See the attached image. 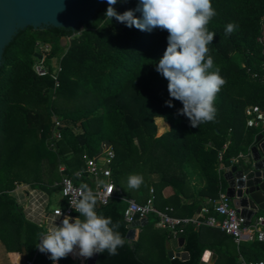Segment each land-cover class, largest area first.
Returning a JSON list of instances; mask_svg holds the SVG:
<instances>
[{"label": "trees", "instance_id": "obj_1", "mask_svg": "<svg viewBox=\"0 0 264 264\" xmlns=\"http://www.w3.org/2000/svg\"><path fill=\"white\" fill-rule=\"evenodd\" d=\"M211 2L216 15L207 27L216 35L209 55L225 83L215 97L214 120L196 128L186 116L176 115L183 107L180 101L173 99L174 107L165 105L170 99L168 81L156 71V65L167 48L166 30L128 28L105 17L107 4L92 22L75 31L29 27L13 38L0 68V238L9 252L20 254L23 247L35 251L44 232L24 220L7 193L22 184L51 191L61 180V166L74 179L77 170L86 168L83 156H96L104 145L115 150L113 176L128 199L144 203L153 188L156 207L175 211L179 204L174 198L189 196L196 174L205 182L192 195L197 210L204 199L226 193L225 172L235 166L232 159L247 154L257 137L264 136L260 128L247 126L246 116L249 106L264 112V54L258 42L264 0ZM138 3L117 0L114 7L123 13ZM229 23L238 27L226 35ZM64 38L70 40L67 45L62 44ZM55 62L62 68L57 89L51 77ZM37 63L43 64L50 76L39 77L34 69ZM56 118L62 127H56ZM56 132L61 133V139L54 137ZM132 174L143 176L138 189L128 187ZM154 174L161 175L158 183L150 182ZM166 187L172 188L175 196L160 207V192ZM126 208L121 199L96 206L98 213L120 222L125 237L129 231ZM203 228L209 227L189 226L182 235L190 259L169 260L168 264H200L206 251L218 255L216 264H239L228 248L204 243ZM236 247V257L247 262L264 259V243L243 242ZM140 252L139 238L130 247L119 249L118 255L99 253L98 264H149ZM49 256L38 251L35 264H53ZM58 263L81 264L69 255Z\"/></svg>", "mask_w": 264, "mask_h": 264}, {"label": "clouds", "instance_id": "obj_2", "mask_svg": "<svg viewBox=\"0 0 264 264\" xmlns=\"http://www.w3.org/2000/svg\"><path fill=\"white\" fill-rule=\"evenodd\" d=\"M107 4L105 17L110 20L114 18L140 31L168 32L167 48L156 65V71L168 81L170 99L165 105L174 107L173 99L180 101L183 107L177 109L176 115L186 116L193 128L213 121L215 97L225 80L220 69H214L209 55V45L216 35L207 27L216 15L211 0H139L135 9L123 13L114 7L117 0H107ZM136 12L141 16H136ZM237 27L235 23L227 24L225 34L230 35ZM142 183L140 174L128 177L129 188L138 189ZM69 203L79 216H64L59 225L53 221L37 246L41 253L50 254L53 264L69 254L89 259L107 251L115 256L119 249L131 246L119 230L120 222L97 212V195L87 184L80 185L78 196Z\"/></svg>", "mask_w": 264, "mask_h": 264}, {"label": "built area", "instance_id": "obj_3", "mask_svg": "<svg viewBox=\"0 0 264 264\" xmlns=\"http://www.w3.org/2000/svg\"><path fill=\"white\" fill-rule=\"evenodd\" d=\"M258 42L262 46L264 54V22L261 25L260 36ZM55 72L51 75L55 81V88L60 87L58 74L62 68L57 62L54 63ZM39 77L50 76V72L43 64L37 63L34 67ZM247 126L249 128H260L264 131V112L258 106H249L246 108ZM56 127H62L61 122L55 119ZM56 139H61V133L56 132ZM227 145L224 146V149ZM222 152L219 154V160H222ZM86 162L84 171L76 173V177L80 180L89 179L87 184L97 195L99 206H106L114 199H121L127 203L124 213L125 222L131 225L135 221L149 219L153 216L156 219V225L169 232L173 237L177 238L185 234L186 228L193 226L195 228L209 227L217 228L226 235L232 237L236 245L243 242L258 241L264 243V215L255 216L249 225H245L246 219L243 218L239 210L233 206L232 200L226 193H221L218 198H210L208 203L201 208L197 216L192 217H176L173 215V209L170 207L164 210L156 207L155 191L152 188L150 195L144 203H139L135 199L125 197L122 188L117 186L114 181L112 165L116 159V153L112 146L104 145L103 152L99 156L92 158L87 155L83 156ZM251 149L246 153H239L232 159L235 166L244 167L250 163ZM231 168L226 169L229 171ZM65 172V169L61 170ZM80 185H76L74 180L68 175L62 177L60 187L61 194L65 201V207L54 211L56 216L64 218V216L77 217L79 213L71 207L70 201H73L79 194ZM61 214V215H60ZM23 264H35V259L27 260ZM239 264H264V259L257 262H247L241 260Z\"/></svg>", "mask_w": 264, "mask_h": 264}, {"label": "water", "instance_id": "obj_4", "mask_svg": "<svg viewBox=\"0 0 264 264\" xmlns=\"http://www.w3.org/2000/svg\"><path fill=\"white\" fill-rule=\"evenodd\" d=\"M107 5V0H0V68L6 47L23 30L63 28L77 30L81 25L94 20L97 13ZM228 181L226 194L233 206L246 219L245 225L264 212V136L259 135L251 148L250 163L244 167L234 166L226 174ZM149 219L135 221L128 225L127 238L130 244L139 239L140 228L146 226ZM174 239L173 243L176 244ZM185 242L181 239V245ZM26 249H23L25 260ZM210 251H206L200 264H208ZM95 257L94 262L92 258ZM170 260L187 261L190 254L186 251L169 250ZM88 264H98V253L89 258ZM210 264V263H209Z\"/></svg>", "mask_w": 264, "mask_h": 264}, {"label": "crops", "instance_id": "obj_5", "mask_svg": "<svg viewBox=\"0 0 264 264\" xmlns=\"http://www.w3.org/2000/svg\"><path fill=\"white\" fill-rule=\"evenodd\" d=\"M102 152L103 149L96 156L101 155ZM62 169L65 168L63 166L59 168L61 174V180L62 177L66 175L65 172L61 171ZM79 171H84V170H77L74 173V179L73 178L72 179L76 180L79 184H88L89 183L88 178L80 180L76 177V173ZM227 172L228 171L226 170L225 174ZM61 180L59 182H55V184L50 187L51 191H48L46 189H40L31 186L29 184H22V185H16V187L12 191L7 193L10 196V198L15 202L16 207L19 210V212L22 214L24 220L42 229L44 234L47 232L48 227L52 224L53 221L56 220L57 225H59L62 221V218L54 214V211L56 209L65 207V201L61 194V187H60ZM160 180H161V175L159 174H154L150 176V181L152 183H158ZM191 184H192V190L190 189L189 192V196L191 197L178 196L174 198L175 191L172 188L166 187L162 189L160 192L158 205L162 207L165 201L174 198L175 201H178L179 207L175 211L172 207L170 208L173 209V214L175 212V214L178 215L176 217L185 218V217L197 216L201 208L208 203V200L210 198L204 199L200 210H197L195 206H193L194 198L192 197V195L197 194L198 189L203 187L205 185V182L202 178H200L199 175L196 174L192 178ZM154 220L156 222L155 218ZM150 222H151V218H149V223L146 224V226L140 228L139 238L142 239V237L145 236L146 240L148 239L152 240L154 243V247L157 248V253L160 256V258L168 264V261L170 260L168 257L169 250L174 252L185 251L184 250L185 242L183 245H181V239L185 240V238H183L182 236L175 238L169 232L161 228H160L161 230L159 229L160 233L157 236L155 233L158 230L154 231L152 229L153 225H150ZM155 227L159 228L157 225ZM201 237L204 243L216 244L220 248H228L230 252H232L234 255H237V250H236L237 247L235 245L234 240L232 239V237L228 235L225 236L221 230L217 228H203L201 229ZM174 239L177 240L176 244L173 243ZM23 249H26V247H23L21 249L20 254H17L16 252H9L5 244L3 243L2 239L0 238V264H18V263L23 264L27 260L35 259L39 251L38 248L35 251H27L26 249V254L24 257L25 260L21 261V258L23 257ZM69 256H71L74 260L79 261L81 264H85L84 258L73 254H69ZM235 258H236L235 260L239 263L242 260L240 256L237 257L235 256ZM217 259H218V255L216 253L211 252L209 263L216 264ZM88 261L89 259L86 260V264H88ZM56 264H59L58 261L56 262Z\"/></svg>", "mask_w": 264, "mask_h": 264}, {"label": "rangeland", "instance_id": "obj_6", "mask_svg": "<svg viewBox=\"0 0 264 264\" xmlns=\"http://www.w3.org/2000/svg\"><path fill=\"white\" fill-rule=\"evenodd\" d=\"M70 42L69 39L64 38L62 40V44L63 45H67ZM55 120V119H54ZM55 136V135H54ZM151 182V181H150ZM261 215H264V212L260 213ZM151 217V221L155 222L154 217ZM155 223H153V230H158L155 234L158 236V234L160 233L159 231L161 230L160 228H156ZM160 229V230H159ZM233 256L234 255L232 252H230ZM140 256L141 258H143L146 262H148L149 264H167L165 261H163L160 256L157 253V248L154 247V243L152 240H146V237L143 236L141 239V252H140Z\"/></svg>", "mask_w": 264, "mask_h": 264}, {"label": "bare ground", "instance_id": "obj_7", "mask_svg": "<svg viewBox=\"0 0 264 264\" xmlns=\"http://www.w3.org/2000/svg\"><path fill=\"white\" fill-rule=\"evenodd\" d=\"M95 257L92 258V262H94Z\"/></svg>", "mask_w": 264, "mask_h": 264}]
</instances>
